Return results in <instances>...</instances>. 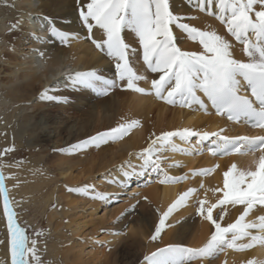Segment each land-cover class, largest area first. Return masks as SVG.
Wrapping results in <instances>:
<instances>
[{
    "label": "bare ground",
    "instance_id": "bare-ground-1",
    "mask_svg": "<svg viewBox=\"0 0 264 264\" xmlns=\"http://www.w3.org/2000/svg\"><path fill=\"white\" fill-rule=\"evenodd\" d=\"M87 2L15 0L11 4V13L0 16V33L9 26L7 16L19 17L18 33L11 46V63L6 71L11 79L6 83L0 81V102L5 106L12 102L16 104L14 109L22 105L20 113L31 108L29 116H23V120H27L23 123L29 121L27 118L35 117L45 138H56L53 143V165L51 163L53 169L42 165L41 158L35 159L37 165L31 163L33 166L30 167V163H26L31 172L29 174H32L29 182L25 176L27 169L24 171L20 166L12 171L0 161L12 207L18 213L19 207H26L24 204L27 202L36 203L45 209L55 205L48 213L47 221L54 238L45 247L47 251L44 252V246L36 236H30L38 240L42 264H148V256L171 245L203 248L215 227L199 214V201L206 200V207L216 204L223 196L217 189L224 186V172L233 164L237 170H255L264 152L243 150L241 154L214 155L212 150L218 144L216 136L207 140L193 137L190 141L176 137L171 144L156 146L159 151L153 158L159 160V170L149 169L130 180L124 176V172H143L140 153L165 132L192 129L201 134L252 137L264 136V129L251 127L244 119L229 120L217 112L203 93L198 94L204 99L206 109L195 105L183 107L179 103L169 104L157 98L151 92V87L152 81L158 79L160 74L152 73L139 53L132 57L135 59L133 66L137 74L146 77L138 81L140 87L148 90L146 93L127 89L124 82L123 91H108L107 95L88 88L72 87L70 77L77 72L95 70L107 79H117L114 60L93 42L104 38L103 31L94 28L90 34L80 19L79 9ZM170 4L175 14L189 17L183 22L224 35L233 42L234 58L247 61L243 45L235 42L216 16L199 11L194 5H189L187 0H170ZM211 8L218 12L215 4ZM50 23L73 36L66 42L57 40L51 35ZM173 31L178 37L177 45L182 50H202L198 42L185 38L175 27ZM90 35L91 39L88 38ZM123 35L129 44L139 50L138 39L134 38V34L126 30ZM39 91H43V94L47 91L50 96L65 99H42L43 95L40 96ZM245 94L250 93L246 90ZM19 115L13 111L7 114L5 120L3 118L4 121L0 120V146L12 138L16 143L17 138L21 139L24 130L21 135L18 133L23 123L19 124V130L11 126V121L18 119ZM132 120L139 121V125L117 140V143L102 147L96 153L79 154L67 149L73 142L87 138L96 131L117 128ZM161 169L164 172L155 175ZM202 169L212 171L204 175L194 174ZM169 176L185 178L170 181L167 179ZM190 189L197 191L173 210L154 240L153 236L160 228L159 222L164 218V213ZM2 194L0 192V228L6 236V252L11 264L10 233ZM102 194L104 198L100 199ZM244 209V205H226L223 209L216 208L213 216L219 219L222 226H226L235 222ZM259 216H264V206H257L245 218V222L259 223ZM249 231L253 235H264L261 229ZM249 243L251 237L237 241V244ZM249 262L264 264V243H256L243 250L225 245L215 255L200 256L187 261V264Z\"/></svg>",
    "mask_w": 264,
    "mask_h": 264
},
{
    "label": "snow or ice",
    "instance_id": "snow-or-ice-1",
    "mask_svg": "<svg viewBox=\"0 0 264 264\" xmlns=\"http://www.w3.org/2000/svg\"><path fill=\"white\" fill-rule=\"evenodd\" d=\"M187 3L201 12L216 16L226 26L227 33L234 37L235 42L243 45L247 61L234 58L233 42L224 35L183 22L189 17L175 14L170 0H88L79 9L80 19L90 34L94 28L103 31L104 38L93 42L114 60L117 79H107L97 71L90 70L73 74L70 77L71 86L88 88L107 95L108 90L116 87L120 81L124 82L127 89L146 93L148 90L138 84V81L146 77L137 74L130 59L139 53L142 54L147 68L152 73L160 74L158 79L152 81L151 87V92L157 98L169 104L179 103L183 107L195 105L206 109L204 99L198 94L203 93L217 112L227 115L229 120L244 119L255 127L264 128V0H187ZM213 4L217 6L218 12L212 10ZM49 27L51 35L61 42H66L73 36L55 27L54 23H50ZM174 27L185 38L198 42L202 50H182L177 45L178 37L173 31ZM126 30L138 39L139 50L125 40L123 34ZM88 38L91 39V35ZM246 90L250 94H245ZM41 98L61 101L65 99L50 96L47 91ZM138 125L137 120L120 124L109 132L100 133L73 146V150L123 138ZM212 136L218 138V144L212 150L214 155L239 153L242 149L264 152V136L228 137L220 133L201 134L192 129L165 132L140 153L143 172L125 171L124 176L130 180L149 169L159 170L160 162L153 158L159 151L156 147L158 144L161 147L171 144L176 137L190 141L193 137L207 140ZM211 171L212 169H202L194 174L204 175ZM223 175L224 186L217 189L223 193L222 198L207 207L206 200L199 201V214L215 227L207 244L199 249L180 245L159 249L146 258L148 264H187V261L200 256H213L225 245L243 250L256 243H264V235H253L249 231L264 230V216L258 217L259 223L245 222V218L257 206H264V155L260 156L255 170H237V166L233 164ZM184 178L167 177L170 181ZM5 179L0 167V192L3 193L4 213L10 233L11 264H33V261L35 264H42L38 254V240L30 237L18 222V214L12 207ZM196 191L190 189L184 192L164 213V218L159 222L160 228L156 230V236H153L154 240L165 226L166 218ZM99 198L103 199V194ZM226 205H244L245 209L235 222L222 226L219 219L214 218L213 212ZM35 235L38 237L42 232ZM244 237H251V243L237 244Z\"/></svg>",
    "mask_w": 264,
    "mask_h": 264
},
{
    "label": "rangeland",
    "instance_id": "rangeland-1",
    "mask_svg": "<svg viewBox=\"0 0 264 264\" xmlns=\"http://www.w3.org/2000/svg\"><path fill=\"white\" fill-rule=\"evenodd\" d=\"M13 2H15V0H0V16H3L6 13L8 14L9 12L11 13V9H12L11 4H14ZM6 19H7V22L9 23V26L4 32L0 33V81L2 83L3 82L6 83L7 81H10V79H11L10 76L6 74V71L9 70V66L11 63V46L15 42V37L18 33L17 25H18L19 17L16 15L11 16V17L7 16ZM130 59L132 60V63H133V60L135 61V59H132V57H130ZM123 88H124V86L122 85V82H121V84L120 83L117 84L116 87L110 88L108 91H118V90L123 91ZM2 92L3 93L5 92L4 87L2 88ZM39 92H40L39 93L40 96L44 95L43 91H39ZM10 95L11 94H9V96ZM1 103L2 102H0V113H2V114L0 115V120L4 121L7 114L9 115L13 111L16 115L20 114L17 117L18 119H16L17 121L14 120L15 118L11 121V126H14V127L18 128V130H19V127H18L19 124L23 123V121H27L26 119L23 120V118H24L23 116H25V115L29 116L32 109L29 108V110L28 109L25 110L24 113L23 112L20 113L21 112L20 109H21L22 105L18 106L19 105L18 104L17 106L19 108L14 109L16 104H13L12 102H11V105L8 104L6 106L2 105ZM25 104H27V103H25ZM3 118H4V120H3ZM27 119H29V121L27 123H23V125L20 124L21 130L19 131L20 134L18 133V135H21V133L23 132L22 130H24V133L21 135L22 137H20L21 139L19 140V138H17L18 140L16 143L14 141V139L12 138L10 140V142H8L7 144H4V146H0V161L3 163H6L7 167L9 169H12V171L17 170V167H20V166H21V169L24 171L27 169V171H25V173H26L25 176H26L27 182H29L32 179V176H31L32 174H29L31 172H29L30 170L25 165L26 163H28V164L30 163V167H31V166H33L31 163H34L35 159L40 160L39 158H41L43 160V163H41L42 165L47 166V167L49 166V170L53 169V166H51V163L53 165V162H52L53 158L52 157H54L53 155H55V151H54L55 149H54L53 143H54V140L56 138H53L52 140L45 138L46 136L44 134H42L43 132L41 130V125H39L40 123L37 121V118L34 117L32 119L31 118H27ZM112 129H114V128L102 129V130L96 131L94 134L87 136V138L84 137V138H82V140L79 139V140L75 141L76 143L73 142L72 144H70L68 146L67 149L73 150V146L78 145V144H82L81 142L88 141L91 138L90 136L94 137L100 133L109 132ZM64 133H65V131H64ZM117 140L119 141L120 138L115 139V140H110L107 143H102L99 145L90 144L86 147H83V149L81 148V149L75 150V151L78 152L79 154H81V153L87 154L90 152L96 153L102 147L105 148L107 145L110 146V145H113L114 143H117L118 142ZM110 142H112V143H110ZM0 144H1V142H0ZM6 150H8V151L6 152ZM62 151H64V150H62ZM34 164L37 165V163H34ZM13 168H14V170H13ZM162 170L163 169H161V171L159 173L155 172L156 173L155 175H157V176L161 175V173L164 172ZM164 170H166V168H164ZM152 183H154V182H152ZM24 205H27V206L24 208L22 206H21V208L19 207V210L17 213L18 214L17 216H19V218L17 217V220L22 225V227H24L27 230V234L29 236H31V235L36 236L35 235L36 233L42 232V235H40L38 237L36 236V237L41 242V244L44 246L43 250H44V252H46L47 248H45V247H48L49 244L51 243L52 239L54 238V235L52 233L53 232L52 228L49 226V223L47 221L48 220V213L53 207H55V205L53 204L52 207H48L47 209H45L44 207H41L40 205H37L36 203H31V202H29V203L27 202V204H24ZM1 213L2 212H0V219L2 217ZM3 231L4 230L2 228H0V241H2V243H0V264H9V262H8L9 257H8L7 252H6L7 251L6 250V236H5Z\"/></svg>",
    "mask_w": 264,
    "mask_h": 264
}]
</instances>
